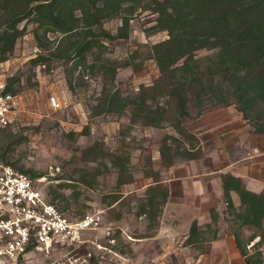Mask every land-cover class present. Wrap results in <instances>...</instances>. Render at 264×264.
<instances>
[{
	"label": "rangeland",
	"instance_id": "rangeland-1",
	"mask_svg": "<svg viewBox=\"0 0 264 264\" xmlns=\"http://www.w3.org/2000/svg\"><path fill=\"white\" fill-rule=\"evenodd\" d=\"M156 18V13L138 9L131 20L129 38L107 40L103 52L106 59H129L136 65L143 63L137 69L134 65L119 67L114 85L124 94L138 91L141 84L150 85L160 74L155 60L147 57L154 43L168 37L166 31L151 32ZM24 24L25 21L20 26ZM121 24L122 20L116 18L108 20L105 27L116 33ZM35 28V23L28 22L27 33L18 40L14 54L7 61H0V83L6 84L10 76L19 73L21 83L20 86L15 85V89L22 96L17 120L0 133V152L7 150L10 162H17V166L45 176L42 184L47 191L59 182H72L75 186L61 191L67 200L56 199L59 207L68 206L64 209L68 217H82L101 211L103 219L98 228L86 232L84 236L86 241L82 246H85V252H91L101 260V264H225L221 260L224 254L233 258L231 252L240 251L235 243L234 231L237 230L243 242L249 243V256L238 255L236 258L241 260L237 264H253L249 257L252 255L256 259L260 250L264 253V245L253 246L260 237L248 242L253 230L238 228L239 222L228 210L223 192L216 193V189H223L221 174L230 172L236 175L242 170L245 174L258 177L256 184L264 191V134L256 131L252 120L244 117L236 103H214L209 97H204L201 103L196 101L191 105L190 117L185 125L198 136L203 155L197 159L178 158L173 166H162L159 152L161 140L167 133L178 136L175 129L169 123L162 128L140 124L130 127L128 115L116 113L100 115L90 122L93 108L103 97L105 78L99 71L86 70L78 81L80 75L77 69H67L57 61L41 68L40 65L33 66L31 59L36 57L35 49L42 48L43 54L47 55L49 50L56 48L61 36L52 32L44 36L43 29H40L42 42L46 45L40 46L34 34ZM136 51L141 55L132 57ZM210 53V50L204 49L198 51L197 56L205 57ZM89 60H93L92 55H89ZM71 77L74 83L78 81L83 85L71 90L68 84ZM53 96L63 102V107H53ZM165 101L166 98L159 99L160 103ZM85 126H88V132L84 131ZM20 137L22 141L14 143ZM96 141L103 142L106 152L131 154L133 182L118 190V169L108 156L96 160L81 159L83 149ZM212 169L220 183L215 184L214 178L209 181L207 173ZM81 170L98 173L97 181L92 185L79 182ZM151 176L164 181L175 200L165 204L159 224L149 227L146 215H138V211L146 187L154 181ZM120 191L122 201L110 207L104 197L109 198L110 194ZM232 194L239 206L238 194ZM184 195L189 204L184 205ZM204 204L210 211L206 215L202 213ZM179 206L182 216L176 217L173 209ZM191 206L199 208H195L199 216L194 214L189 219ZM213 207L221 215L217 223L212 222ZM182 208H185L184 213ZM119 211L122 216L117 219ZM195 221L209 239L204 251L180 245ZM211 222L213 228L208 227ZM216 229L218 241L212 240ZM174 230L177 232L173 233ZM229 235L231 240H228ZM64 253L66 250L59 248H53L49 256L39 253V264L56 260ZM200 253L206 254L200 256Z\"/></svg>",
	"mask_w": 264,
	"mask_h": 264
},
{
	"label": "trees",
	"instance_id": "trees-1",
	"mask_svg": "<svg viewBox=\"0 0 264 264\" xmlns=\"http://www.w3.org/2000/svg\"><path fill=\"white\" fill-rule=\"evenodd\" d=\"M138 9L156 13L151 32L166 31L168 37L154 43L147 55L157 63L159 76L150 85L141 84L138 91L124 94L114 85L119 67L134 65L137 69L143 63L136 65L129 59L108 60L103 52L107 40L129 38L131 20ZM116 18H120L122 24L114 33L105 27V23ZM28 22L36 24L34 34L40 46H46L42 42L43 35L61 34L54 50L31 59L33 66H50L57 61L67 69H77L78 81L86 70L102 73L105 78L103 97L93 108L90 122L100 115L116 113L127 114L130 127L140 124L162 128L169 123L175 129L178 136L167 133L161 140L162 166L171 167L178 158L197 159L203 155L198 136L186 127L185 122L190 117L191 105L196 101L201 103L204 97L213 98L214 103H236L244 117L252 120L256 131L264 134V0H0V61H7L14 54L18 40L27 33ZM40 29H43V35L39 33ZM204 49L211 53L198 57L197 52ZM89 55H92V61ZM139 55L138 51L132 53V57ZM78 81L74 83L72 77L68 79L71 90L83 85ZM20 83L19 73L10 76L5 91L18 93L15 85L20 86ZM160 98H166V101L160 103ZM2 131L4 128H0V133ZM84 131H89L88 126ZM22 139L17 138L14 143H20ZM107 156L118 169V190L134 181L129 152H106L103 142L96 141L83 149L81 159L96 160ZM0 160L33 178L42 175L10 162L7 150L0 152ZM96 174L81 170L79 182L92 185L97 181ZM153 178V183L146 187L138 211V215H146L149 227L159 224L170 197L167 184ZM221 180L228 210L239 222L238 228L253 230L248 242L260 237L253 246L264 245V191L250 190L241 176L230 172L221 174ZM68 186L75 185L63 181L49 188L51 201L57 206L56 199L67 200L61 191ZM233 192L239 196V206L234 202ZM122 197L120 191L104 200L113 207L122 201ZM67 207L59 208L64 211ZM211 211L212 222L217 223L221 215L215 208ZM121 216L119 211L115 218ZM212 222L208 227L213 228ZM214 232L213 238H216L217 229ZM204 234L199 223L193 222L184 245L204 249L208 240ZM234 235L241 254L249 256V243L243 242L237 230ZM84 248L82 246L80 250L85 252ZM256 254V259L252 255L249 257L250 262L263 264V251ZM93 261L99 264L95 258Z\"/></svg>",
	"mask_w": 264,
	"mask_h": 264
},
{
	"label": "built area",
	"instance_id": "built-area-1",
	"mask_svg": "<svg viewBox=\"0 0 264 264\" xmlns=\"http://www.w3.org/2000/svg\"><path fill=\"white\" fill-rule=\"evenodd\" d=\"M41 53L42 48L35 49V56ZM5 85L0 83V128L17 120L22 97L6 92ZM51 104L63 107L55 96ZM45 180V176L33 178L0 160V264H39L37 254L49 256L53 248L65 249L66 253L43 264H95L92 253L80 249L86 232L102 222L101 211L68 217L49 199L42 184Z\"/></svg>",
	"mask_w": 264,
	"mask_h": 264
},
{
	"label": "crops",
	"instance_id": "crops-1",
	"mask_svg": "<svg viewBox=\"0 0 264 264\" xmlns=\"http://www.w3.org/2000/svg\"><path fill=\"white\" fill-rule=\"evenodd\" d=\"M239 169V168H238ZM240 172V173H239ZM239 172H237L236 173V175L237 176H241L242 178H244V180L247 182V186H248V188L250 189V190H252V191H255V192H260L262 189H260V188H258V185L256 184V181H258V177H254V176H252V175H250L249 173L248 174H245L244 173V170H242V171H239ZM188 174V173H187ZM207 175L209 176V181H211V178L213 179H216V182H215V184H217V182H219L220 183V179L218 178V176H215V172H214V170L212 169V171L211 172H209V173H207ZM217 175V174H216ZM164 182V181H163ZM165 183V182H164ZM221 185V184H220ZM217 187V186H216ZM264 189V188H263ZM222 192H223V189L221 188V190L220 189H216V193H219V194H222ZM201 196V195H200ZM174 196L172 195H170V198H169V201H167V202H172V201H174L175 199L173 198ZM184 205L185 204H189L188 202H187V199H186V196L184 195ZM199 197V196H198ZM172 199V200H171ZM190 202V201H189ZM198 206V205H197ZM197 206H195V208H198ZM186 208H188L187 206H186ZM195 208H193L192 206L191 207H189V210H188V218L189 219H191V217H192V215H194V214H198V210H196ZM199 208H200V205H199ZM198 208V209H199ZM214 208V207H213ZM185 208H182V212L184 213L185 212V210H184ZM173 211H174V213L176 214V217H177V215L178 216H182V214H181V211H180V206L177 208V209H173ZM208 212H210L208 209H207V207L205 206V204H204V211L202 212V213H205V215L208 213ZM199 216V214L197 215V217ZM196 217V216H195ZM196 219V218H195ZM219 222V221H218ZM193 224V223H192ZM168 227H169V225H167ZM174 232H177V231H173V233ZM188 237V231H187V233L185 234V236H184V239L182 240V242L180 243V245H184V241L186 240V238ZM219 237V234H217V237L216 238H218ZM229 238H228V240H231V236L229 235L228 236ZM216 238H213L212 240H216ZM209 240V239H208ZM219 240V239H218ZM218 240H216V241H218ZM208 243V241H206V243H205V246H206V244ZM235 243H236V241H235ZM236 245V244H235ZM188 246H190V245H185L184 246V248H187ZM236 247V246H235ZM188 248H190V247H188ZM190 250H193L192 248H190ZM205 250V247H204V249H202V251H204ZM232 255H233V258L232 257H229V256H226L225 257V254H224V256H223V258L224 259H221L222 261H224L225 262V264H237V263H239V261L241 260V259H239V258H236L238 255L239 256H242V255H240L241 253H240V251L239 252H235V250H233L232 252ZM198 254V253H197ZM206 253H200V256H204ZM222 255H223V253H221ZM221 254L219 255L221 258H222V256H221ZM215 259L216 260H220V259H218V257H215ZM215 260V261H216ZM211 261H213V259L211 258Z\"/></svg>",
	"mask_w": 264,
	"mask_h": 264
}]
</instances>
